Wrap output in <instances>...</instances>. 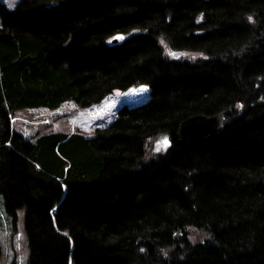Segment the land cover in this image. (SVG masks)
Here are the masks:
<instances>
[{"label":"trees","instance_id":"16d2710c","mask_svg":"<svg viewBox=\"0 0 264 264\" xmlns=\"http://www.w3.org/2000/svg\"><path fill=\"white\" fill-rule=\"evenodd\" d=\"M138 84L90 136L10 126ZM218 111V131L175 136ZM263 180L264 0L0 2V196L25 264H264Z\"/></svg>","mask_w":264,"mask_h":264},{"label":"rangeland","instance_id":"374dc122","mask_svg":"<svg viewBox=\"0 0 264 264\" xmlns=\"http://www.w3.org/2000/svg\"><path fill=\"white\" fill-rule=\"evenodd\" d=\"M0 2L7 8H11L15 0L11 6L10 0H0ZM163 50L169 57L170 50L165 47ZM180 55L192 54L183 52ZM147 89L146 85L138 84L135 87L123 89V91L112 90L98 103L88 107L76 106L72 100L62 101L54 109H47L43 106L22 107L10 115V126L29 139L36 133L48 131L80 132L84 136H90L95 127H102L113 119L117 107L124 104L133 106L146 100ZM164 138H166L164 134L150 138L149 154L161 152L164 149L159 146V142ZM14 215L15 218L11 222L10 216H7L3 210L0 196V264L26 263L27 250L22 227V209L17 208Z\"/></svg>","mask_w":264,"mask_h":264},{"label":"water","instance_id":"95a60500","mask_svg":"<svg viewBox=\"0 0 264 264\" xmlns=\"http://www.w3.org/2000/svg\"><path fill=\"white\" fill-rule=\"evenodd\" d=\"M180 53L181 51L179 50H170L171 57H177ZM222 119L223 114L220 111L211 114L195 112V114L188 115L177 123L174 134L181 139L205 136L209 132L218 131L221 127Z\"/></svg>","mask_w":264,"mask_h":264},{"label":"snow or ice","instance_id":"6c2138e0","mask_svg":"<svg viewBox=\"0 0 264 264\" xmlns=\"http://www.w3.org/2000/svg\"><path fill=\"white\" fill-rule=\"evenodd\" d=\"M13 2H14V0H10V6L12 5ZM167 144H168V141L166 138H164L163 140H161L159 142L160 147H167ZM158 150H159V148H158Z\"/></svg>","mask_w":264,"mask_h":264}]
</instances>
